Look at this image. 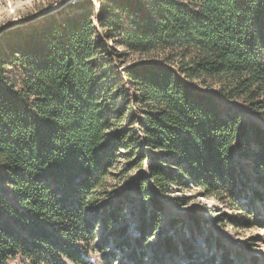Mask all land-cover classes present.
<instances>
[{
	"label": "trees",
	"instance_id": "obj_1",
	"mask_svg": "<svg viewBox=\"0 0 264 264\" xmlns=\"http://www.w3.org/2000/svg\"><path fill=\"white\" fill-rule=\"evenodd\" d=\"M89 5L0 31V264H91L85 245L99 223L133 264H145L156 230L163 254H178L159 228L157 191L173 184L191 183L230 210L264 198L247 193L253 180L264 188V128L189 82L216 79L226 86L220 95L263 115L264 0H98L94 16ZM113 38L132 53L166 55V64L122 71L137 130L118 125L119 96L101 67V56L117 54L104 45ZM120 148L146 161L131 188L140 197L132 237L113 226L124 219L123 198L99 202ZM187 220L194 236L203 216L192 210ZM193 247L180 264H202ZM219 264L233 258L222 254Z\"/></svg>",
	"mask_w": 264,
	"mask_h": 264
},
{
	"label": "rangeland",
	"instance_id": "obj_2",
	"mask_svg": "<svg viewBox=\"0 0 264 264\" xmlns=\"http://www.w3.org/2000/svg\"><path fill=\"white\" fill-rule=\"evenodd\" d=\"M81 1H87L90 5L91 15L97 14L98 0H0V26L10 22H20L34 15H45L27 22L13 25L12 27L38 22L51 15L60 17L68 11L70 6ZM93 7V8H92ZM9 27L5 30H8ZM103 36V35H102ZM105 48L115 50L117 54L100 57L102 70L106 73L107 88H112L118 93V99L114 103L115 108L123 110L120 126L132 127L137 130L133 122L134 115L129 118V88H132L122 71L129 65L139 64L146 61H162L166 55L163 52H155L148 56L127 51L117 43L115 38L105 42ZM264 62V55L262 56ZM168 61V59H167ZM175 66L174 63L169 62ZM166 64V63H164ZM188 81V80H186ZM195 89L211 94L221 106L231 105L239 114L247 120H253L264 128V113H254L247 103L228 99L219 94V90L226 88L218 80L213 78L194 79L189 81ZM128 107V108H127ZM131 120V121H130ZM148 150V149H145ZM125 149L120 148L115 157L112 167L105 176L102 187V195L99 202L104 200H124V219L113 225L114 228L127 226L126 235L137 236L136 225L139 220L136 204L140 197L131 188L141 174H147L146 161L132 162L125 154ZM247 193L250 195L254 189L264 193L262 185L255 180L249 183ZM157 195L164 207L161 212L159 228L168 232L175 238L178 246V254L164 255L157 246V239L161 236L156 230L148 239L143 262L145 264H180L184 258L185 245L193 244L191 250L192 259L202 260V264H219L222 254L233 258V264H264V198L249 202L247 199L240 201L245 207L241 210H230L226 203L220 202L211 196H204L203 191L193 186L173 184L167 193ZM127 196L128 200H125ZM251 204L252 208L247 209ZM195 210L203 216L200 221V229L191 236L190 225L187 215ZM95 237L85 245L89 250L91 264H133L128 259L127 248L122 245L120 238H114L104 231L99 223L94 231ZM152 234V233H150ZM8 264H30L27 260L17 257Z\"/></svg>",
	"mask_w": 264,
	"mask_h": 264
},
{
	"label": "water",
	"instance_id": "obj_3",
	"mask_svg": "<svg viewBox=\"0 0 264 264\" xmlns=\"http://www.w3.org/2000/svg\"><path fill=\"white\" fill-rule=\"evenodd\" d=\"M45 13H47V12H43V13H41V14L34 15V16H32V17H30V18H28V19H25V20H23V21H20V22H10V23H7V24H3V25L0 26V31H2V30H4V29H7V28H9V27H12L13 25H16V24L27 23V22L33 21V20H35V19H37V18H39V17L45 15Z\"/></svg>",
	"mask_w": 264,
	"mask_h": 264
}]
</instances>
